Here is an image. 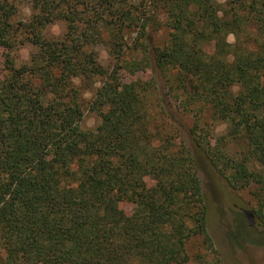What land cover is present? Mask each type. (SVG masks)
<instances>
[{
  "label": "trees",
  "instance_id": "16d2710c",
  "mask_svg": "<svg viewBox=\"0 0 264 264\" xmlns=\"http://www.w3.org/2000/svg\"><path fill=\"white\" fill-rule=\"evenodd\" d=\"M21 1L0 0L6 264H224L156 74L211 164L250 189L264 226V0H26L19 17ZM56 22L64 32L47 34ZM27 42L36 49L19 64ZM86 108L100 117L93 128L81 125Z\"/></svg>",
  "mask_w": 264,
  "mask_h": 264
},
{
  "label": "rangeland",
  "instance_id": "374dc122",
  "mask_svg": "<svg viewBox=\"0 0 264 264\" xmlns=\"http://www.w3.org/2000/svg\"><path fill=\"white\" fill-rule=\"evenodd\" d=\"M225 2V0H219ZM20 14L28 17L31 14L30 4L23 0L19 3ZM65 24L56 22L46 28V33L59 36L64 32ZM166 36V31L159 30L154 34L156 42H161ZM230 42L235 41V35L230 34L228 37ZM36 49L35 45L27 42L17 51V61L19 64L27 62L31 53ZM107 51L101 49V58L103 63H107ZM0 50V61H1ZM125 80L130 81L137 79L140 74H123ZM149 73H146V76ZM157 81L159 88L162 90L164 97L167 98L170 114L178 125H181L182 137L187 145L193 151L199 166V174L202 180L205 198L208 204V230L214 240L215 247L219 251L224 260V264H264V226H261L257 220L254 209L256 201L253 198L250 189H237L229 184L218 170L211 164L203 151L192 140L190 128L193 126V117L183 111H179L176 102L166 95L169 92V83L167 76L157 71ZM145 77V76H144ZM91 96V92H86L85 99ZM88 103V102H87ZM100 122L98 115L87 109L85 116L81 122L83 128H93ZM212 129L215 135L226 132V124L217 122L213 124ZM238 146H234V149ZM121 206L131 212L133 205L128 202H122ZM193 251H197V246L193 247ZM0 264H6V253L0 245ZM186 264H206L199 263L192 259Z\"/></svg>",
  "mask_w": 264,
  "mask_h": 264
}]
</instances>
